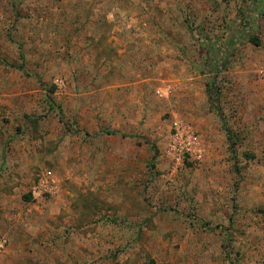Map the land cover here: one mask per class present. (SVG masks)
<instances>
[{
  "label": "rangeland",
  "instance_id": "obj_1",
  "mask_svg": "<svg viewBox=\"0 0 264 264\" xmlns=\"http://www.w3.org/2000/svg\"><path fill=\"white\" fill-rule=\"evenodd\" d=\"M260 1L0 0V264H264Z\"/></svg>",
  "mask_w": 264,
  "mask_h": 264
},
{
  "label": "trees",
  "instance_id": "obj_2",
  "mask_svg": "<svg viewBox=\"0 0 264 264\" xmlns=\"http://www.w3.org/2000/svg\"><path fill=\"white\" fill-rule=\"evenodd\" d=\"M233 38H234V40L232 41V44H236L238 42L239 37L236 34H234ZM245 39L246 40L244 42H249V43H251V44H253L255 46H262L263 45L262 44V41H261V39L259 37H255V36L248 35L247 37L245 36ZM20 68H22V65H20ZM214 87H215L214 84H210L209 85V91L211 92V90H213ZM50 105H51V108L55 107V104L52 101H51V104ZM218 115H219V117L222 120H224L223 114L221 112H218ZM224 128L226 129L227 133L229 134V131L230 130H229L228 126L225 123H224ZM229 136H230V134H229ZM229 140L231 141L230 149H231V151H234V145H235V143L231 140V137L229 138ZM152 148L155 151V156H154V158H155L156 155H157V148H156L155 145H153ZM225 253L227 254L226 251H225Z\"/></svg>",
  "mask_w": 264,
  "mask_h": 264
},
{
  "label": "built area",
  "instance_id": "obj_3",
  "mask_svg": "<svg viewBox=\"0 0 264 264\" xmlns=\"http://www.w3.org/2000/svg\"><path fill=\"white\" fill-rule=\"evenodd\" d=\"M197 146H198L197 139L193 135L190 136L187 139V142H186V145H185L186 153L194 151ZM7 242H8V240L6 239V237H0V261H1V255L4 253V251L7 248Z\"/></svg>",
  "mask_w": 264,
  "mask_h": 264
},
{
  "label": "crops",
  "instance_id": "obj_4",
  "mask_svg": "<svg viewBox=\"0 0 264 264\" xmlns=\"http://www.w3.org/2000/svg\"><path fill=\"white\" fill-rule=\"evenodd\" d=\"M261 3L259 5H261V9H264V0L260 1ZM236 45H238V42L236 43Z\"/></svg>",
  "mask_w": 264,
  "mask_h": 264
}]
</instances>
